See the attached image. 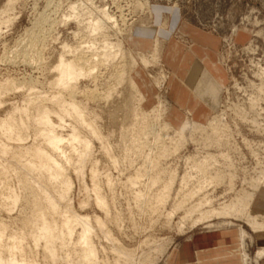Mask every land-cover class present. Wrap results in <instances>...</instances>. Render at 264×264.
Masks as SVG:
<instances>
[{"label":"rangeland","instance_id":"rangeland-1","mask_svg":"<svg viewBox=\"0 0 264 264\" xmlns=\"http://www.w3.org/2000/svg\"><path fill=\"white\" fill-rule=\"evenodd\" d=\"M153 3L180 8L188 20L218 34L221 40L219 60L228 81L219 110L204 124L186 115L179 127L173 126L178 129L187 122L181 137L162 129L163 124H170L164 117L170 103V72L160 59L144 66L136 62V68H143L155 88L151 105L145 106L144 100L134 95L127 80L133 72L129 71L130 58L151 54L159 44L156 41L150 52L134 51L127 44L133 27L150 18ZM95 21L101 26L92 32ZM174 37L185 39L178 33ZM105 40L121 44L122 52L113 54V47L112 56L100 67H94L93 62L80 64L85 76L77 80L74 95L62 93L67 101L73 97L85 125L78 124L72 113L51 115L57 133L66 137L73 127L91 143L80 167L75 156L70 163H63L66 181H51L45 174L40 181L56 207V214L50 217L56 225L59 257L54 264H72L69 258L75 261L80 255L77 233L62 239V215L73 213L91 218L90 241L96 249L97 264H151L157 259L158 263L189 233L221 226L245 231L240 237L241 255L247 254V260L242 257V263L252 264L247 238L253 229L243 219L213 217L194 226L190 222L182 226L180 221L184 210L201 199H206L202 210L237 203L236 199L249 210L256 192L264 188V0H0V86L6 88L0 96V118L12 109L19 118L24 102L32 99L36 106L29 108V118L22 115L24 144L34 140L36 125L32 119L40 106L45 103L58 112L50 99L59 91L51 84L59 58L73 60L82 52H94L95 56ZM159 101L163 115L156 119L149 111ZM220 115L223 124L212 130V118ZM9 141L0 132V146ZM14 149L0 151V252L10 253L14 264H52L43 255L42 241L34 243L25 228L27 221L48 205L42 200L35 204L42 192L32 180L22 181L14 171L18 157H14ZM91 167L97 171L108 217L95 204ZM168 186V197L157 208L154 197ZM172 211V216H167ZM251 212L258 219L264 217ZM95 215L104 226L93 222ZM13 243L20 249H14ZM160 249L165 250L163 255Z\"/></svg>","mask_w":264,"mask_h":264},{"label":"bare ground","instance_id":"bare-ground-1","mask_svg":"<svg viewBox=\"0 0 264 264\" xmlns=\"http://www.w3.org/2000/svg\"><path fill=\"white\" fill-rule=\"evenodd\" d=\"M100 26H101L100 21H95L91 27L92 32L96 31V29L99 28ZM113 47L115 48L114 52L115 51L117 52L113 54H118L119 52L120 53L122 52L121 44L118 43L114 45L113 43L109 42V40H105L102 42L100 54H98L95 51V54L97 56H100L101 59L97 60V58L99 57L95 58L96 55L95 56L93 55L94 52L91 53L92 56L91 54L85 55L82 52L80 56L79 55L77 57L75 56L73 60H71V58L66 59L64 57L59 58L58 63L53 67V70L56 73V78L51 82L53 87H55L59 91L56 92L57 93L56 95L51 97L52 99L50 98L46 99V100L50 99V101L53 102L58 112H55L54 110H52V108L46 106L45 103L42 106H40L41 102L40 104L37 105V108L35 109L38 110V106H40L41 108L38 111L35 110V112L37 111V113L36 116H34L32 119V121L35 122L36 125L35 126L36 132L34 135V140L32 141L31 144L23 143L24 140L23 132L25 131L26 126L22 115H24V117L26 118H29L28 115L29 108L32 105H34L31 103L32 99L31 101H28V103L24 102L25 104H23L22 106V110L19 113V118H16L15 114L17 111L13 109L10 110V112L6 113L3 118H0V132L3 135H5L6 138L10 139L9 141L10 144H2L0 146V151L2 153H7L10 148H15L14 151H12V153L14 154V157L16 155L18 157L17 160H15L14 162V171L17 174H19L20 180L26 181L27 183H29V181L32 180L37 185L38 189L42 192L41 197L36 198L34 200V203L36 204L38 201L42 200L43 202L46 203V205H48L47 207H45V209L40 210V212L36 213L33 219H29L25 224V228H27L28 237H30L34 243L42 241L43 255L45 259L50 261V263L52 264H54L59 258L56 248L57 237L54 234V229L56 225L54 220L50 218L52 213L56 214V207L54 203L51 201V197L44 191V185H41L40 181L43 178L44 174L46 175L47 179L51 181L53 180L57 182L59 179H63L64 181H66L68 177L65 174L63 163L68 164L75 159L76 162L78 163V167H80V164L84 156L88 155L89 153V150L91 148V143L85 137H81L77 133L76 129L73 127L70 128V134L66 137H63L61 134L57 133L55 131L56 128H55V124L52 122L51 115L56 114V116H58V115L72 113L75 115L78 124H80L81 126L85 125L84 119L80 114V110L75 105V102L72 99L73 98L72 96L75 93L77 80L85 76V72L80 64L86 62L89 63L93 62L92 65L94 67H98L99 64H102L104 60H107L110 56H112ZM88 48H92V47L89 46ZM159 48L160 46L158 44L156 50L154 51L152 50L151 54L139 53L137 54L138 55L137 57L129 56L131 57L130 58L131 61L129 63L131 67L129 71L131 72V70H134L136 68L137 66L136 62H140V64L142 63L144 66L150 64L151 62L158 61L159 60L158 55L160 52ZM90 50L93 51V48ZM92 57L93 59L94 58L95 59L93 60ZM263 73L264 72H262V74L260 73L261 76H263ZM127 80L129 82L128 84L130 85L131 89L136 93L133 94L138 98H140L141 101H143L144 97L139 92L138 87L130 73L128 74ZM3 88L6 90L5 86L4 87L0 86V96L1 94H3L2 93ZM65 91H67L70 95L73 94L71 96L72 98H70L71 100L68 99L69 101H67L66 99H64L62 93ZM50 101L48 100L47 102ZM162 107H163L162 102L159 101V103L156 106H154L149 111V113H151L154 117H156V119H161V116L163 115L161 114L163 112L161 110ZM60 119L63 121L62 117ZM222 122H223V118L221 115L220 117L217 116L213 117L210 122V126L212 127V130L216 129L221 124H223ZM186 126H187L186 121L178 129L173 128V126H171L168 123H165L163 124L162 129L164 132L172 130L176 135L181 137ZM74 144H78V146L82 148V150H78L77 148H75ZM77 173H80L81 175L82 171L79 170ZM89 173H90V180L92 183L91 190L93 191L95 204L102 210V212L106 217L109 214L108 213L109 211L107 209L108 206L106 204L105 199L99 192V188L96 180L97 171L94 167H91ZM106 181L107 184L110 185L111 182L109 178H107ZM169 189L170 188L168 186L166 191L162 192L161 194L159 193V195H155L154 198L157 203L156 205L157 208H159L164 204L165 202L164 199L168 197ZM58 197L61 199L62 194L59 193ZM13 200L15 201V197H13ZM203 200L201 199L200 202L193 204L192 206L184 210V215L181 218L180 225L183 226L187 222H190L191 226L199 225L202 223L209 222L214 217L218 219L222 218L227 220L243 219L245 223L249 225L251 229H253V231L264 229V217L258 219L251 212L252 209L247 210L244 207L245 205H243L239 199H236L237 203L230 202L228 204H223L219 208L211 207L206 210H202L203 209L202 205L204 204L202 202ZM181 204L182 202H180L177 207L181 208ZM37 205L38 208H41L40 204ZM173 212L174 211L168 212L167 216H172ZM90 220H91L90 217L86 215H79L76 213L62 215V224H61L62 233H63L62 239H66V238L70 239L72 238V235L74 233H77V236L79 238L80 255L77 254L76 260L74 261L72 258H69L70 256L69 254L65 255L66 258L70 259V263L72 264H97L96 249L94 248V246L90 241V234L92 232V225ZM93 222L97 226H104V221L97 215L93 217ZM240 232H242L240 233V237L243 238L245 236L244 234L245 231L241 230ZM106 233L110 235V232L108 230ZM2 238H3V227L0 224V246H1V241L3 240ZM12 238L15 239V237ZM13 246L15 247L14 249H20L19 244L16 245L15 243H13L12 247ZM164 252H165L164 249H160L161 255H163ZM242 255H243L242 257H244L243 260L246 262L247 254L242 253ZM157 261L158 259L151 264H156ZM0 264H14L11 254L9 253L8 255H4L0 252ZM21 264H27V263L23 261Z\"/></svg>","mask_w":264,"mask_h":264},{"label":"crops","instance_id":"crops-1","mask_svg":"<svg viewBox=\"0 0 264 264\" xmlns=\"http://www.w3.org/2000/svg\"><path fill=\"white\" fill-rule=\"evenodd\" d=\"M149 11L150 18L133 27L127 44L134 51L150 52L159 42V59L170 72L166 121L179 127L189 115L192 121L204 124L219 110L228 81L219 60L220 36L198 27L180 8L153 3ZM175 33L185 39H176ZM132 76L144 105H151L155 94L152 81L140 65ZM251 209L264 215V188L256 192ZM248 235L252 264H264V229L249 230ZM241 244L237 226L200 229L174 244L157 264H242Z\"/></svg>","mask_w":264,"mask_h":264}]
</instances>
